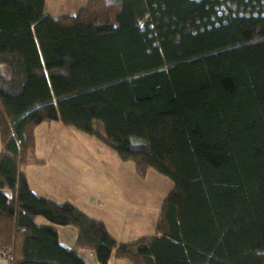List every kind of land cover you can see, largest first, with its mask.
Masks as SVG:
<instances>
[{"label":"trees","instance_id":"1","mask_svg":"<svg viewBox=\"0 0 264 264\" xmlns=\"http://www.w3.org/2000/svg\"><path fill=\"white\" fill-rule=\"evenodd\" d=\"M46 4L0 0V247L13 264H88L81 248L100 264H264V0H89L63 17ZM55 121L173 181L155 233L122 243L31 187L36 129Z\"/></svg>","mask_w":264,"mask_h":264},{"label":"rangeland","instance_id":"2","mask_svg":"<svg viewBox=\"0 0 264 264\" xmlns=\"http://www.w3.org/2000/svg\"><path fill=\"white\" fill-rule=\"evenodd\" d=\"M36 153L47 158L45 165L35 162L27 168L39 193L71 202L89 215H102L121 238L139 240L155 233L164 200L174 186L169 177L151 168L143 178L132 161L122 160L99 137L63 124H53L50 131L46 125L40 128ZM3 253L8 255L0 247V263Z\"/></svg>","mask_w":264,"mask_h":264},{"label":"crops","instance_id":"3","mask_svg":"<svg viewBox=\"0 0 264 264\" xmlns=\"http://www.w3.org/2000/svg\"><path fill=\"white\" fill-rule=\"evenodd\" d=\"M89 0H47V4H46V11L51 14L52 16L55 17H63L66 15H75L77 14L87 3ZM53 124H58L60 125L59 122L55 121L52 123H48V124H42L40 125L37 129H36V136L38 138V134H39V130L40 128H42V126L46 125L50 131V128ZM37 147V145H36ZM36 152V149H35ZM36 156H38V158L40 159H44L45 163L44 164H40L41 166L45 165L47 162V158L45 156L40 155L39 153H35ZM28 165L26 166L25 170L27 171V175L29 178V182L31 187L36 190L38 193L41 192L40 188L38 187L37 184L34 185V178L30 175V173L32 174V171L30 169V173L27 170ZM50 197V196H47ZM162 209V208H161ZM161 213V212H160ZM93 217L97 218V220L103 221L106 226L108 227V229L114 233V235L118 238V240L122 243H130V242H135L137 241L136 239H124L118 236L117 234V230L115 228L112 229V226H110L107 221H105L104 217L100 214H91ZM160 218V215H159ZM159 222V219H158ZM117 226L119 224H116ZM115 227V226H113ZM59 233H60V238L61 241L66 245L69 246L71 248H75L76 246V231H67V229H69L66 226H57ZM120 229V228H119ZM142 235V234H141ZM151 235V234H150ZM148 236V235H146ZM139 237V236H138ZM144 237V236H143ZM141 239V238H140ZM79 254L88 262V264H100V262L98 261L95 253L89 249H79ZM108 264H132L128 259H119L117 257H115V255L112 256V258L110 259V261L108 262Z\"/></svg>","mask_w":264,"mask_h":264},{"label":"built area","instance_id":"4","mask_svg":"<svg viewBox=\"0 0 264 264\" xmlns=\"http://www.w3.org/2000/svg\"><path fill=\"white\" fill-rule=\"evenodd\" d=\"M3 255L5 257L2 260V263H0V264H12V261H13L12 258L9 255H7L6 253H3ZM0 259H1V257H0Z\"/></svg>","mask_w":264,"mask_h":264},{"label":"bare ground","instance_id":"5","mask_svg":"<svg viewBox=\"0 0 264 264\" xmlns=\"http://www.w3.org/2000/svg\"><path fill=\"white\" fill-rule=\"evenodd\" d=\"M8 253V252H7ZM12 264H13V261H12Z\"/></svg>","mask_w":264,"mask_h":264}]
</instances>
